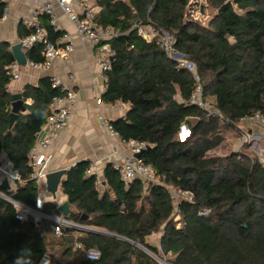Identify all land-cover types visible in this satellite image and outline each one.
<instances>
[{
	"label": "trees",
	"instance_id": "1",
	"mask_svg": "<svg viewBox=\"0 0 264 264\" xmlns=\"http://www.w3.org/2000/svg\"><path fill=\"white\" fill-rule=\"evenodd\" d=\"M189 1L94 0L96 25L118 32L108 41L115 57L101 100L128 104L124 117L110 124L120 140L146 143L139 160L151 167L158 184L144 189L138 180L125 183L107 165L100 187L87 173L88 162L76 164L65 171L58 190L71 211L65 219L90 230L62 229L59 235L53 222L18 221L13 207L0 198V264H38L44 253L53 264H158L131 243L168 264H264V165L240 153L207 155L243 117H264V0H208L215 15L206 27L186 19ZM4 8L0 2V18ZM38 24L47 41L62 36L47 16H39ZM136 25L173 36L176 50L196 67L203 97L214 100L221 120L188 104L192 76L178 70L154 41L142 40ZM20 28L23 38L32 33L22 23ZM42 49L36 44L25 56L40 63ZM13 62L9 45L0 43V154L21 180L12 192L0 191L34 208L29 155L52 100L63 92L47 77L26 85L11 123L7 68ZM183 125L190 136L180 142ZM172 192L190 199L175 202ZM57 207L46 201L42 212L59 217ZM204 209L209 213L199 216ZM160 232L159 249L148 246L147 240ZM89 250L99 252V259L87 260Z\"/></svg>",
	"mask_w": 264,
	"mask_h": 264
},
{
	"label": "built area",
	"instance_id": "2",
	"mask_svg": "<svg viewBox=\"0 0 264 264\" xmlns=\"http://www.w3.org/2000/svg\"><path fill=\"white\" fill-rule=\"evenodd\" d=\"M56 7L61 10L63 15L67 17L69 22L75 29V33L80 40L96 48L100 55L98 63L99 77L103 81L104 91L107 89V72L111 69V63L115 57V52L110 48L108 41L117 37L118 32L110 29H101L95 23V11L85 4V0H55ZM74 7H77L79 13L74 11ZM7 10H5L3 19L6 18ZM45 15L49 19L50 26L55 30L59 31L57 22L58 17L55 12L54 6L50 2H46L43 5L36 7L30 11L27 17L22 20V25L31 31L30 35L23 38L21 43V49L24 52L29 51L34 45L42 44V61L40 63H33L26 59V65L31 69L45 72L50 69L53 64L61 59H66L73 52V45L70 41L66 40L67 37L64 35L62 38L57 39L56 43L47 41L44 31L38 25L39 16ZM137 35L147 43L154 41L156 45L163 52L165 57L173 62L178 70H183L189 73L194 81L195 87L190 95L188 104L196 106L199 109L205 111L209 116L218 117L220 120L222 117L220 114L213 109H209V104L206 98L203 97V89L200 78L197 74L196 67L193 63L179 53L175 48V41L173 36L164 30H159L153 26H138L134 27ZM12 81H17L20 77V66L13 62L7 68ZM70 81H73V76L69 77ZM53 88L59 89L63 92L60 96L55 97L50 105L51 114L47 118L44 125L41 127L40 133H43L41 138H37L33 149L30 152V167L32 169L30 179L36 186V200L34 208L25 206L16 200L11 198L12 194H5L0 191V198L8 202L15 210V218L20 221H31L34 224L40 223L42 220L53 222L55 235H59L62 229H77V230H90L81 225L72 223L65 219L63 216L51 217L42 212L44 203L46 202V191L42 187L43 181L46 177L45 169L51 156L48 152L51 150L52 144L57 139L59 133L65 129L71 113L75 107L76 94L74 90L64 88L60 82L56 79L51 80ZM100 100L98 99V102ZM120 109H126L128 104H120ZM100 126L114 138H118V134L112 128L110 122H108L100 114L97 117ZM239 125L241 126H252L257 125L264 129V117L260 114H254L243 117L240 119ZM39 133V134H40ZM240 148L247 145L254 144L256 135L240 134ZM178 140L180 142L185 141L190 136V131L186 126H181L178 132ZM121 142L126 146L129 151V156L121 160L110 161L111 168L118 174L121 181L129 183L138 180L143 185L144 189L151 184H158L154 176V172L150 166L145 165L139 159L134 158V155H139L143 150L147 148L146 143L141 141H127ZM0 160V174L3 180H7L9 185V191H13L10 186L20 183V177L16 172L12 170L11 165L7 159L1 156ZM96 163L89 164L88 174L95 176L96 185L100 186L102 179L95 173ZM175 202L178 198L186 197L190 199L188 194H177L172 192ZM209 213L208 209H204L198 213L199 216L205 217ZM76 247L81 248L80 244H76ZM149 253V252H148ZM93 258H89V257ZM153 256V255H151ZM100 257L99 252L96 250H89L85 254L87 260L95 261ZM53 264L52 256L49 253H44L38 264H47L48 261ZM164 263V262H163ZM165 264V263H164Z\"/></svg>",
	"mask_w": 264,
	"mask_h": 264
},
{
	"label": "crops",
	"instance_id": "3",
	"mask_svg": "<svg viewBox=\"0 0 264 264\" xmlns=\"http://www.w3.org/2000/svg\"><path fill=\"white\" fill-rule=\"evenodd\" d=\"M0 2L5 4L0 18V43H7L9 50L11 46L23 39L20 28L22 20L28 16L32 9L46 2H50L54 6L58 17L59 31L73 45V52L66 59L56 61L45 72L31 69L27 65L20 66L19 79L17 81L10 80L7 86V91L11 97L15 94L21 95L26 85L34 86L39 79L47 77L50 81L52 79L58 80L61 86L74 90L76 94L75 107L69 121L48 152L51 158L46 165L45 174L48 175L59 170L67 171L78 163L88 162L89 164L96 163L95 173L103 181L104 168L110 164V161L121 160L130 154L121 140L111 137L100 126L97 119L98 115L101 114L104 119L111 123L124 117L128 109V107L120 109L119 105L122 103L106 104L102 102L101 96L104 89L103 81L99 77L100 55L98 51L80 40L67 17L56 7L55 0H0ZM85 4L97 13L94 0H85ZM5 10H7V16L3 19ZM74 11L79 13L80 10L74 7ZM21 51L24 55L26 54L22 49ZM25 59H27L26 56ZM70 76H73V81L69 80ZM25 104L29 106L31 101L28 100ZM42 135L43 133H40L38 139ZM1 156L5 158L4 155L0 154V160L2 159ZM64 177L63 175L61 180ZM2 180L0 174V183ZM42 187L46 191L45 179ZM10 188L14 190L15 185L10 186ZM46 201H55L57 205H60L66 201V197L58 190L56 199L52 200L51 195L46 191Z\"/></svg>",
	"mask_w": 264,
	"mask_h": 264
},
{
	"label": "rangeland",
	"instance_id": "4",
	"mask_svg": "<svg viewBox=\"0 0 264 264\" xmlns=\"http://www.w3.org/2000/svg\"><path fill=\"white\" fill-rule=\"evenodd\" d=\"M214 15H215V11L209 6L208 0H190L186 8V19L202 27H206L211 21V19H213ZM206 100L209 104V109H213L214 100L211 98H206ZM237 127L238 128L236 129L228 130L225 133H223V138H224L223 143L216 149L209 152L207 154L208 157H224L232 153H236V154L240 153L247 155L250 158L256 157L258 161L264 165V129L257 125H252V126L238 125ZM242 133L246 135H256L258 138H255L254 144H250L239 149L240 139H241L240 134ZM181 198L188 200V198L186 197L184 198L181 197ZM179 199L180 198H178V200ZM173 221L176 223V227L179 228L180 227V224L178 223L179 217L177 216L174 217ZM160 237H161V232L151 236L147 240L148 246L159 249ZM134 246L144 251L148 255L150 256L152 255L147 249L137 244H134ZM151 257L155 259L158 264H164V263L168 264L166 258H163L162 256L154 257L153 255Z\"/></svg>",
	"mask_w": 264,
	"mask_h": 264
},
{
	"label": "water",
	"instance_id": "5",
	"mask_svg": "<svg viewBox=\"0 0 264 264\" xmlns=\"http://www.w3.org/2000/svg\"><path fill=\"white\" fill-rule=\"evenodd\" d=\"M10 50H11V54H12V57L15 60V62L19 66H25L26 65V59H25V55L21 51V43L19 42L15 45L11 46ZM11 99H12V105H11L12 114L10 116V122L12 123L16 114L21 109L22 97L20 94H15V95H12ZM134 158L139 159V155H134ZM64 174H65V170H59V171H56L53 173H49L45 177L46 191H47V193H49L51 195L52 200L56 199V194L58 193V187H59V184L61 182V178ZM0 188L3 190L9 189V185H8L7 180H5V179L2 180V182L0 183ZM11 198L13 200H16V195L12 194ZM57 211L63 217H67L68 215L71 214V211L69 209V205H68L67 201L58 205ZM101 233L108 235V236L115 237V235H112L109 233H105V232H101ZM122 240L127 241L125 239H122ZM127 242H129V241H127ZM129 243H131V242H129ZM131 244L134 245V243H131Z\"/></svg>",
	"mask_w": 264,
	"mask_h": 264
},
{
	"label": "clouds",
	"instance_id": "6",
	"mask_svg": "<svg viewBox=\"0 0 264 264\" xmlns=\"http://www.w3.org/2000/svg\"><path fill=\"white\" fill-rule=\"evenodd\" d=\"M89 258L91 259V258H93V257L90 256ZM47 264H51V261L49 260V261L47 262Z\"/></svg>",
	"mask_w": 264,
	"mask_h": 264
}]
</instances>
